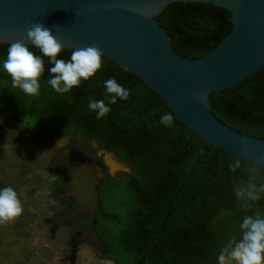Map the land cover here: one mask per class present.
Returning <instances> with one entry per match:
<instances>
[{
    "label": "trees",
    "instance_id": "16d2710c",
    "mask_svg": "<svg viewBox=\"0 0 264 264\" xmlns=\"http://www.w3.org/2000/svg\"><path fill=\"white\" fill-rule=\"evenodd\" d=\"M230 16L211 3L176 2L157 19L174 49L193 57L205 55L230 33ZM9 45L0 43V109L7 116L29 114L26 120L36 130L94 139L132 169L130 175L109 178L97 188L100 210L91 217L107 245L108 259L116 264H217L221 247L230 236H238L242 218L264 212V198L244 209L234 196L236 183L248 178L250 162L244 160L234 173L229 165L236 157L211 145L200 156L201 138L158 95L106 57L98 78L61 95L47 83L52 76L49 59L30 46L44 59L45 69L40 94L33 97L13 88L3 71ZM71 51L64 49L58 58L69 60ZM109 78L127 88L129 98L109 105L107 117L97 119L88 102L107 103L103 81ZM209 101L220 122L264 140V68L240 86L209 94ZM164 113L174 117L171 128L160 122Z\"/></svg>",
    "mask_w": 264,
    "mask_h": 264
},
{
    "label": "water",
    "instance_id": "95a60500",
    "mask_svg": "<svg viewBox=\"0 0 264 264\" xmlns=\"http://www.w3.org/2000/svg\"><path fill=\"white\" fill-rule=\"evenodd\" d=\"M176 2L211 3L229 11L230 33L205 55L184 56L174 49L172 37L157 19ZM32 23L50 29L64 49L97 44L104 57L158 95L176 119L201 138L200 156L206 145L234 157L243 156L239 151L241 140L248 143L245 161L251 163L264 156V140L220 122L211 113L209 101V94L240 86L264 68V0H0V43L26 38L25 29ZM199 94L204 96L203 103L196 98ZM0 123L4 125L1 116ZM22 133L29 138L27 130L22 129ZM44 136L52 139L53 148L65 146L71 138ZM100 153L130 170L112 152ZM105 165L112 167L108 162ZM104 172L100 162L79 163L67 172L53 171L69 184L54 198L73 200L75 206L49 222L54 227L51 237L59 226L72 225L99 212L97 187L108 179ZM85 242H90L97 254L106 256V243L94 226L88 225L69 240L71 264L78 246Z\"/></svg>",
    "mask_w": 264,
    "mask_h": 264
},
{
    "label": "clouds",
    "instance_id": "9594fccd",
    "mask_svg": "<svg viewBox=\"0 0 264 264\" xmlns=\"http://www.w3.org/2000/svg\"><path fill=\"white\" fill-rule=\"evenodd\" d=\"M26 38L11 42L7 49L6 59L3 61V71L11 78V86L21 90L29 96L40 94V80L44 74V59L30 48H35L47 57L52 65L49 69L52 74L47 83L58 94L69 93L78 88L83 82L98 78L97 74L103 70L104 53L100 47L90 45L74 48L70 59L58 58L64 47L50 29L42 23H32L26 29ZM106 90L105 100L90 99L88 109L96 114L97 119L106 118L111 112L109 105L117 100L127 101L129 91L117 82L115 78L103 81ZM202 103L203 94L196 97ZM161 124L171 128L174 117L171 113H164ZM243 156H237L229 165L232 172L240 169L242 162L249 155L248 143L240 141ZM249 175L246 180L236 183L233 189L235 199L241 208L248 209L264 198V156L252 161L246 166ZM24 213V206L16 190L11 186L0 188V225L15 223ZM217 264H264V212L256 211L245 215L239 224V234L230 236L219 250Z\"/></svg>",
    "mask_w": 264,
    "mask_h": 264
},
{
    "label": "rangeland",
    "instance_id": "374dc122",
    "mask_svg": "<svg viewBox=\"0 0 264 264\" xmlns=\"http://www.w3.org/2000/svg\"><path fill=\"white\" fill-rule=\"evenodd\" d=\"M61 155L62 151H53L41 143L26 145L11 134L0 136V188L11 186L24 206L23 215L15 223L0 225V264H71L72 227L60 228L51 237L46 223L58 209V202L51 197L56 179L47 168L56 165ZM103 159L112 163L106 154ZM116 164L117 171L130 174ZM73 264L115 263L100 258L86 243L78 247Z\"/></svg>",
    "mask_w": 264,
    "mask_h": 264
},
{
    "label": "flooded vegetation",
    "instance_id": "af4514ba",
    "mask_svg": "<svg viewBox=\"0 0 264 264\" xmlns=\"http://www.w3.org/2000/svg\"><path fill=\"white\" fill-rule=\"evenodd\" d=\"M0 116L4 119V125L2 126L0 123V127H2V129L0 130V136L11 134L13 139L18 137V139L26 145H28L32 142H35V143H41L45 146H48V148L52 149L53 151H56V150L62 151V155L58 156L56 159V165H54L53 167L47 168L48 173L54 179H56L55 189L51 193V195H52L51 197H53V198L56 194L63 192V191H66L69 188L68 181H66L65 179H63L59 175L54 174L53 171H55V170L67 172L70 169L75 168V166L78 165L79 163H85V164L91 165L93 163L100 162L101 165H103L105 167L104 175L107 176L108 179L113 178L116 180H120L123 176H128V174H124L123 171H117L116 169L118 168V166H114L113 163H111V166H114V167L113 168L111 167V169L115 170V172H114V174L110 173V167L105 165V161L103 159L105 154L100 153L102 150H106V149L101 148L99 146L98 142L94 139H89V138L83 137L81 134H70V133L58 134V133H50L47 130H41V131L36 130L32 126V123L30 124V122L26 120V118H30L29 114H27V113H25L24 115H22L20 117H15L13 115L7 116L4 113V111L0 109ZM22 129H25L28 131V134H29L28 139L24 138L23 133H22ZM45 133L50 134V135H55L58 137L70 135L71 138L69 139L68 143L65 146L53 148L52 139L50 137L44 136ZM40 137L42 138V140H38V138H40ZM109 152H112V151H109ZM112 153L115 154L114 152H112ZM126 166L130 168V170H128V171L131 174V172H132L131 167L128 164ZM103 181H105V180H103ZM56 201L58 202V209L55 211L54 215L50 219L46 220V223H48V225L50 227V235H51V229H53L54 227L49 222L54 218V216L68 212L69 210H71L75 206V203L73 200H58V199H56ZM92 218L93 217H87V218L83 219L84 222H87L84 226H82V223L80 220L79 222L73 223L72 225H69V226L61 225L56 229L55 232H57L58 230H60V228H63V227H72L73 234H74L76 232L83 230L85 228V226H88V225L94 226L95 220H92ZM86 243L91 245L90 242H85L83 244H86ZM81 245H79V246H81ZM69 247H70V245H69ZM77 250H78V248H77ZM70 252H71V248H70ZM97 255L102 259H108L107 256H101L99 254H97ZM108 260H110V259H108ZM110 261L114 262L113 260H110Z\"/></svg>",
    "mask_w": 264,
    "mask_h": 264
},
{
    "label": "bare ground",
    "instance_id": "6f19581e",
    "mask_svg": "<svg viewBox=\"0 0 264 264\" xmlns=\"http://www.w3.org/2000/svg\"><path fill=\"white\" fill-rule=\"evenodd\" d=\"M111 161H112V159H111ZM112 163H113V161H112ZM114 164V163H113ZM114 166H117L116 164H114Z\"/></svg>",
    "mask_w": 264,
    "mask_h": 264
}]
</instances>
